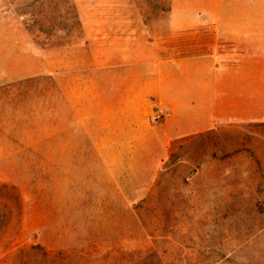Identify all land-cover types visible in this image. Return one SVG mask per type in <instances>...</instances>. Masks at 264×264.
<instances>
[{"label": "rangeland", "instance_id": "374dc122", "mask_svg": "<svg viewBox=\"0 0 264 264\" xmlns=\"http://www.w3.org/2000/svg\"><path fill=\"white\" fill-rule=\"evenodd\" d=\"M170 1L0 0V264H264V123L165 137L106 42Z\"/></svg>", "mask_w": 264, "mask_h": 264}, {"label": "crops", "instance_id": "0c3cea01", "mask_svg": "<svg viewBox=\"0 0 264 264\" xmlns=\"http://www.w3.org/2000/svg\"><path fill=\"white\" fill-rule=\"evenodd\" d=\"M169 12V29L180 32L185 49L197 43L195 53L173 56L166 35L133 32L106 40L131 44L116 53H128L140 69L133 83L138 109L164 115L167 138L219 124L264 123V0H171Z\"/></svg>", "mask_w": 264, "mask_h": 264}, {"label": "built area", "instance_id": "2783aa9c", "mask_svg": "<svg viewBox=\"0 0 264 264\" xmlns=\"http://www.w3.org/2000/svg\"><path fill=\"white\" fill-rule=\"evenodd\" d=\"M161 117H162V114H155V115H152L150 119L152 123H157L159 122Z\"/></svg>", "mask_w": 264, "mask_h": 264}]
</instances>
